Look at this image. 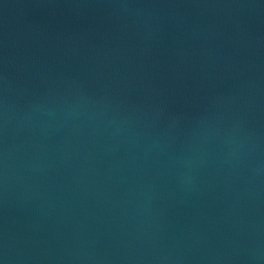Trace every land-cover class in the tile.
<instances>
[{
  "label": "water",
  "instance_id": "95a60500",
  "mask_svg": "<svg viewBox=\"0 0 264 264\" xmlns=\"http://www.w3.org/2000/svg\"><path fill=\"white\" fill-rule=\"evenodd\" d=\"M0 264H264V0H0Z\"/></svg>",
  "mask_w": 264,
  "mask_h": 264
}]
</instances>
